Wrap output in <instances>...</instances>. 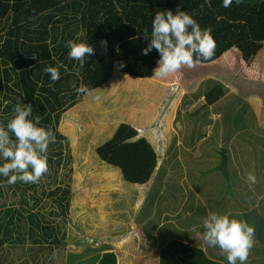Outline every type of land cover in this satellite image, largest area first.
Listing matches in <instances>:
<instances>
[{
	"label": "trees",
	"instance_id": "obj_1",
	"mask_svg": "<svg viewBox=\"0 0 264 264\" xmlns=\"http://www.w3.org/2000/svg\"><path fill=\"white\" fill-rule=\"evenodd\" d=\"M86 1L0 0V125H7L13 117L17 103L31 104L33 111L28 119L34 122V118L39 116L41 120L38 126L50 128L56 136V142L48 145L49 172L42 176L38 183L18 181L15 184H7V178L0 175V264H13L14 259L11 256H15L16 250L24 257L25 264H44L45 257L50 259L54 249L59 248L62 243L66 244L69 254L66 260L68 264H86V260L93 253L97 254L92 261L96 264L101 255L100 249L110 246L118 250L120 264L123 255L124 260L128 257L133 264H228L219 248H206L201 237L190 231L192 225H197V232L203 234V219L209 212H215L217 207L210 205L208 211L207 205H194L191 212L184 210L176 221L167 216L168 207L161 206L170 205L173 199L162 197V193L157 192L154 196L147 197L144 201L149 200L150 203L145 211L141 212L135 207L138 205L136 199L133 205H123L119 203L117 196H123L128 189L136 185L146 184L150 187V179L156 182L154 178L163 175L166 165L173 164L174 168L181 170L183 166H180L178 155L189 153L185 147L195 146L198 151L207 147L209 156L214 159L221 156L224 143L229 146L232 139L240 141L239 138L247 143V149L251 151L250 159L244 157L238 161L244 166L245 172L249 173L250 161L256 168L260 160H264L259 157V153L264 152V127L260 124H264V111L259 109L264 107L259 105L252 108L247 101L228 92L219 79L206 78L200 82L198 88L205 94L204 104L196 106L193 113L184 114L192 118V125L191 129L183 128L179 121L184 116L174 121L172 114L180 97V87L170 85L167 81L161 83L156 79L141 77L140 82L128 85V89L131 88L127 93L129 95H125L126 100L119 106L124 111L119 115L125 117L119 119L113 110V118L117 119L118 123L113 129L110 128V134L106 135V124L96 127L97 117L87 123L86 117L80 116L82 123L75 124L74 130L68 129L65 127V120L69 118L64 114L67 113L66 109L77 105V98L80 96L72 87V83L75 82L79 87L81 77L90 76L91 82H96L97 86L113 73L115 62L114 57L108 58L109 43L105 50L101 41H107L108 37L110 43L117 42L120 47L130 46L134 37H120L121 33L133 31L135 24L138 32L152 28L151 21L137 11L142 3L134 4L123 12L125 15L118 16L115 10L112 11L111 7L106 5L105 0H98L95 7L99 8L100 4H105L104 14H108L97 21L100 15L98 9L95 13V26H90L92 18H86ZM249 1L256 0H243V4L235 5L239 10L247 11L251 5ZM209 11L213 15V9ZM123 16L131 22H126ZM216 20L217 18L206 21V25L209 26ZM69 40L85 42L94 48L95 54L85 58L83 67H80L79 61L69 59V49L66 47ZM261 53H264V50L258 49L256 54H253V62L246 66L243 73V78H252L256 81V86L260 83L256 79L264 78V54ZM127 63L129 62L126 61ZM48 66L59 69V80H51L50 74L44 71ZM77 68L79 76L75 72ZM118 72L125 74L123 70ZM157 83L159 87H165L166 93L171 91L173 97L170 99L161 95L163 100L155 104V113L159 116L158 121H155L156 125H143L140 129L138 126L144 118L154 119V113L149 117V101L144 99L145 95H135L134 91L144 89L143 93L153 97L148 87ZM100 96L101 106L112 107L113 104L106 95ZM235 97L237 106H233L231 101V98ZM191 100V95H182L183 105ZM134 105L140 108L136 109ZM215 111H219L221 115L213 120L210 116ZM210 123L212 128L208 127ZM207 128L211 133L209 137L206 135L202 139ZM240 128L243 130H238ZM221 131L225 132V137ZM176 141L177 144L185 145L177 147ZM199 141L201 143L197 144ZM211 143L214 144L212 147L209 145ZM156 145L160 149L157 152L154 149ZM239 145L240 142L235 146L232 143V150ZM83 155L87 158L94 156L96 162L85 164L80 169L74 168L73 165ZM5 162L0 157V166ZM222 165L223 169L220 171L233 182L234 187L229 200L222 204L226 206L219 211L217 209V214L246 221L254 227V247L248 258L254 254L260 258L264 253V194L262 200H258L257 195L262 193L263 189L260 190V184H257L259 193L250 188H243L242 179L236 175V171L228 172V162L224 161ZM109 169L114 172L113 176L108 175ZM111 184L112 187L108 188ZM217 184L215 189L219 191L220 184ZM132 191L136 192L135 189ZM100 196L104 198L103 202L117 208V211L113 212L107 209L108 205L101 204L102 211L107 213L104 219L113 223L106 229H97L96 234L106 231L108 236L97 242L86 234L77 238L72 234L71 240L66 242L60 222L72 221L73 232L76 227L73 220L80 221L84 216L82 207L85 202L82 199L94 201ZM256 202L259 205H254ZM80 203L81 205H78ZM88 210L91 211V221L103 222L101 210ZM139 213L143 216L137 218ZM127 221L131 228L132 223L140 224L141 232L137 226L133 227V233L127 234L121 240L128 241L123 246L121 242L112 241L110 238L124 232ZM196 237H199L200 241L194 240ZM131 242L136 243L129 250ZM138 249L140 251H137ZM41 255L44 256L43 260L40 259ZM253 259L252 264H259L258 259Z\"/></svg>",
	"mask_w": 264,
	"mask_h": 264
},
{
	"label": "rangeland",
	"instance_id": "obj_2",
	"mask_svg": "<svg viewBox=\"0 0 264 264\" xmlns=\"http://www.w3.org/2000/svg\"><path fill=\"white\" fill-rule=\"evenodd\" d=\"M212 1H214V3L211 5L214 7L212 8L213 15H211L212 13L209 11V5L205 4V2L201 0H105L106 5H109L112 11L115 10L118 16H122V14L125 15L123 12L129 10L134 4L142 3L143 5L138 6L137 11L139 13H143L148 18V21H151L150 23H152L154 15L158 11L170 10L174 14L177 9L184 11L197 21L202 30L206 28L210 29L211 35L214 38L216 44L214 50L215 55H213L209 60H202L201 62L195 64L192 68L185 66L179 72L170 74L166 78H157L154 76L153 70L157 67V61L160 58L159 53L153 48L148 55L141 54V50L146 48L150 43L152 28L149 27L147 29L148 35L144 37L145 31L138 32L137 24H135L133 29L134 33H132L130 36L132 37L134 35V41L130 46L121 45L120 47L119 43L117 42L110 43L107 37V43H109L110 46V57L108 58L114 57L113 62L116 63L115 66L112 67L113 73L109 75L106 81H102V83L98 84L97 86H95L96 82H91L90 76L86 78L84 76L81 77V84L87 86V88L91 90V94L80 93V96L77 98V105L66 109L67 113L64 114V116L68 117L69 119H62L65 120V127L74 130L76 127L75 124L82 123L80 116L86 117L85 119L87 120V123L88 121H93V119L97 117L95 119L96 127L106 124L104 125V127L108 128L105 130L106 135L110 134V128L113 129L118 123V120L113 118V110L119 119L125 117L119 115L124 112L119 106L122 105V101L126 100L127 97L125 95L129 92V90H131V88L128 89V85L132 82H140L142 80L141 77L151 78L153 80L156 79L161 83L167 81L170 83V85H176L180 87V97L177 99L176 104L174 105V112L172 114L174 121L178 118L181 119L184 116L179 121L183 128L191 129L192 125V118L184 114L187 112L193 113L196 110V106L204 104L205 94L199 91L198 88L200 87V82L206 78L219 79L222 83H224V88L228 92L234 93L235 96L247 101L248 104L252 106V108L259 105L264 107V78L256 79L260 82L257 84L258 86L255 85L256 81L252 78H243V73L246 66L253 62V54H256L258 49L264 50V0L249 1L251 5L249 6L247 13L244 12L245 10H239L235 5L236 2H233L230 7L225 8L222 5V0H210V3ZM85 4L86 10L93 12L95 8L93 1H86ZM241 4H243V2ZM201 6H203V10H201ZM100 8L101 18L96 19L97 21H100L103 15L108 14V12L104 14L105 4H100ZM131 14H133V12H131ZM123 17L126 22H131L126 20L125 16ZM216 18L217 20L212 21L209 26L206 25V21L210 22L211 19L214 20ZM94 23L95 17L90 20V26H92ZM93 26H95V24ZM136 34H138L140 37H137ZM145 38L150 39L145 41ZM257 57L259 58V56ZM118 61L123 62V64H126V61L129 63H127L125 69H122L123 67H119L120 63ZM121 69L132 74H120L118 70L120 71ZM158 84L159 83L153 84L152 86L148 87V90L151 91L153 97L143 93L144 89H135L134 91L135 95H145V98H142L149 101L151 107L149 117H151V114L154 113V119L144 118V121L139 124L140 126H138L140 129H142L143 125L149 127H154L156 125L159 116L155 113V104L161 103L163 100L161 95H164L170 99L173 97V93L171 91H167L166 93L165 87H159ZM102 94L109 98V101L113 104L112 107H103L101 106L100 101H95L93 99L94 95ZM185 94L191 95L192 100L183 105L182 95ZM237 97L231 98V101H233V106H237ZM133 107L136 109L140 108L138 105H134ZM259 110L264 111V108ZM220 115L221 113L219 111H215L210 117L214 120ZM246 121L247 120H244V122ZM260 124H262V127H264L263 123ZM208 127L212 128V124L210 123ZM238 130L243 129L240 128ZM210 133V129H205L204 137H202V139H204L206 135L209 137ZM221 133L222 136L225 137V132L221 131ZM238 140L240 141L232 139L229 146L228 143H224L223 146H225L226 149H224V151L221 149V156L218 158L214 157V159L209 156L207 147H203L201 151L196 150L195 146L190 148L185 147L189 153L187 155H182V153L178 155L180 166H183L181 170H179V168H174L173 164H171V166L166 165L163 175L161 174L159 178H154L156 182H154L153 179H150V187H147L146 184H143L136 185L134 188L128 189L125 193L126 195L124 194L123 196H117L119 203H122L123 205H133L134 199H136L138 205H135V207L136 209H139L138 212L145 211L147 204H149L150 201L144 200L147 197H152L155 193L159 192L162 193V197L168 196L173 199V202L170 204L171 206H169L167 212V216H171L170 218H172V220L175 219L177 221L184 213V210H189V212H191L194 205H207L208 211L209 206L212 205L213 208L217 207L219 211L221 208L226 206L222 204H226L225 202L229 200L230 194L232 193L234 187L233 182L231 183V180L224 177V174L220 171L223 169L222 163H224V161L228 162L229 164L228 172L229 170H232V172L234 170L236 171V175L242 179V184L244 185L243 188H250L256 192L263 189L262 193H257V199L262 200L261 197L264 194V160H260L256 168L253 167V163L249 160L251 163L249 173H253L255 175L256 172L257 177L255 184L248 182L247 175L249 173L245 172L244 166L241 164V162L239 164L238 161L244 157L248 159L251 151L247 149L248 145L246 142L239 138ZM237 142H240V145L232 150V147L235 146ZM200 143L201 141L197 142V144ZM175 145L179 147L185 144H177L176 141ZM209 145L212 147L214 144L211 143ZM154 149L156 152L160 150L159 146L157 145ZM215 151L216 149L212 153ZM259 157L264 159V152L259 153ZM169 158L170 157L168 156V160ZM94 162H96L94 156L87 158L86 155H83L78 159L73 167L80 169L85 164ZM262 166L263 168L261 169ZM108 172H110V174H108L109 176L114 175V172L111 169H109ZM244 175H246V177H244ZM180 176H182V178H180ZM218 182L220 184V189H218L219 191H216L215 187L218 185ZM226 184L229 185L226 186ZM257 184H260V190L259 188L257 189ZM112 185L113 184L107 187L110 188ZM134 189L136 192L132 191ZM82 201L85 202L82 207V209L85 211L84 216L80 221L73 220L76 225L73 232L71 230L72 221L60 222L61 227L64 230V239L66 242H69L71 240L70 236L72 234H75V238L82 237V234H86L89 238L95 239L97 242H99L108 236V232L103 231L101 234H96V230L106 229L109 224L113 223L104 219L107 213L102 211L101 204L108 205L107 209L113 212L117 211V208L115 205H111L108 202H103L104 198L102 196L98 197L94 201L85 200V198H83ZM78 205H81V203ZM254 205H259V203L256 202ZM91 208L101 210L100 216L103 220L102 223H95L89 219L91 211L88 209ZM180 209L181 212L179 213ZM217 209L215 210L216 213L218 212ZM141 216H143V214L139 213L137 218ZM128 220H130V218H128ZM131 225L132 228L137 226L139 229L138 231L141 232L139 228L140 224L136 225V223H132ZM132 228L129 221H127L124 226V232L117 234L110 239L115 242H121V240L127 234L131 235V233H133ZM194 240L200 241V238L196 237ZM121 243L123 246H125L128 241ZM134 243L136 242H131L129 244V250L132 249V245ZM259 243L262 242L259 241ZM65 246L66 244L62 243L59 248H55L53 256L50 257V259L48 256L45 257L44 264H48V261L50 264H68L66 260L69 254ZM116 246L119 247L118 244H116ZM137 251H140V249ZM74 252L79 251L74 250ZM117 252L118 250L112 246L100 249L101 256L97 264H120L118 261ZM11 257L14 259L13 264H25L23 259L24 257L20 254V252L18 253L17 250L15 256ZM96 257V253L91 254L86 260V264H93L92 261ZM122 257V264H133V262L129 260L128 257L125 260L124 255ZM252 257L258 259L259 264H264V253L262 256H260V258L255 254L252 255L247 260L249 264H252L254 260ZM43 258L44 256L41 255L40 259L43 260Z\"/></svg>",
	"mask_w": 264,
	"mask_h": 264
},
{
	"label": "clouds",
	"instance_id": "obj_3",
	"mask_svg": "<svg viewBox=\"0 0 264 264\" xmlns=\"http://www.w3.org/2000/svg\"><path fill=\"white\" fill-rule=\"evenodd\" d=\"M204 2L210 6V0ZM232 2L233 0H222V5L228 8ZM235 2L239 5L243 0H235ZM147 35L146 29L144 37ZM101 45L106 50L107 41L102 40ZM66 47L69 49V59L79 61L80 67L84 66L86 57L95 54L94 48L85 42L69 40ZM215 47L210 29L202 30L197 21L184 11L177 9L174 14L170 10H165L155 13L150 43L141 50V54L148 55L154 48L160 58L153 74L157 78H166L185 66L192 68L202 60H209L214 55ZM118 62L119 67L125 69L127 64ZM44 71L50 74L53 82L60 79L58 68L48 66ZM75 72L79 76V68ZM72 87L77 93L91 94V90L83 84L77 87L73 82ZM93 99L100 101L101 96L94 95ZM32 111L31 104L17 103L14 106L13 117L7 125H0V157L6 161L0 166V175L7 178V184H15L18 181L38 183L41 177L49 172L48 145L56 142V136L50 128L38 126L41 120L39 116L34 118V122L28 119ZM223 149H226L225 146ZM247 181L255 184V175L249 173ZM161 206L169 208L170 205ZM202 226L204 228L202 235L197 232V225H192L190 231L201 237L206 248H219L228 264H237V262L246 264L254 247V227L246 221L230 219L227 215H218L215 212L207 214Z\"/></svg>",
	"mask_w": 264,
	"mask_h": 264
},
{
	"label": "crops",
	"instance_id": "obj_4",
	"mask_svg": "<svg viewBox=\"0 0 264 264\" xmlns=\"http://www.w3.org/2000/svg\"><path fill=\"white\" fill-rule=\"evenodd\" d=\"M87 1H93V4H94L95 6L97 5V2H98V0H87ZM201 1H204V0H201ZM213 3H214V1H212V2L210 3L209 9L214 8L213 6H211ZM191 7H192V6H191ZM198 7H200V6H198ZM98 9L100 10V15L97 17V19L101 18V8H100V5H99V8H98V7H97V8L95 7L94 10H93V12H89L88 10H86V18L91 19V18L95 17V14H94V13H95ZM191 9H192V8H191ZM219 10H220V9H219ZM247 11H248V10H247ZM247 11H244V12L247 13ZM137 31H138V30H137ZM132 33H134V32L128 30V31H126V32L121 33L120 37H124L125 35H128L126 38H129V37L131 36ZM136 36H139V35L136 34ZM133 37H134V35H133L132 37H130V38H133ZM100 256H101V255H100ZM99 259H100V257L98 258L97 262L99 261ZM97 262H96V264H97Z\"/></svg>",
	"mask_w": 264,
	"mask_h": 264
},
{
	"label": "water",
	"instance_id": "obj_5",
	"mask_svg": "<svg viewBox=\"0 0 264 264\" xmlns=\"http://www.w3.org/2000/svg\"><path fill=\"white\" fill-rule=\"evenodd\" d=\"M223 151H224V149H223Z\"/></svg>",
	"mask_w": 264,
	"mask_h": 264
}]
</instances>
